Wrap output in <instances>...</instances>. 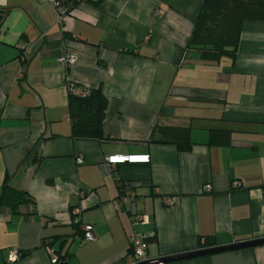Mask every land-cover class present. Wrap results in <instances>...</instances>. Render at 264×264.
I'll return each mask as SVG.
<instances>
[{
	"label": "crops",
	"instance_id": "0c3cea01",
	"mask_svg": "<svg viewBox=\"0 0 264 264\" xmlns=\"http://www.w3.org/2000/svg\"><path fill=\"white\" fill-rule=\"evenodd\" d=\"M59 1L62 24L45 0H0V193L33 201L0 207V264H50L45 239L64 264H129L132 232L149 260L264 239V22H244L235 56L211 62L189 47L204 0ZM62 79L106 97L100 139L72 137ZM159 128L186 131L189 150ZM215 131L226 145L209 144ZM109 156L149 160L104 171ZM127 191L137 200L122 206ZM168 264H264V245Z\"/></svg>",
	"mask_w": 264,
	"mask_h": 264
},
{
	"label": "trees",
	"instance_id": "16d2710c",
	"mask_svg": "<svg viewBox=\"0 0 264 264\" xmlns=\"http://www.w3.org/2000/svg\"><path fill=\"white\" fill-rule=\"evenodd\" d=\"M4 13L5 10L0 9V24ZM246 21L264 22V0H204L194 21L189 47L199 51L205 61L218 62L224 57L233 58L242 25ZM106 108L107 100L100 89L91 90L84 98L70 95L72 137L78 140L100 139ZM158 132L162 137L173 132L177 139V150L179 152L189 150L186 131L159 128ZM227 143L226 132L215 131L210 134V145L224 146ZM31 203L33 201L28 195L12 190L4 183L0 193V207L14 212L20 206ZM72 226L77 229V234L82 236L77 225ZM212 247L213 243L210 240H204V244L200 245L201 249ZM57 254L61 260L60 264H64L68 256Z\"/></svg>",
	"mask_w": 264,
	"mask_h": 264
},
{
	"label": "built area",
	"instance_id": "2783aa9c",
	"mask_svg": "<svg viewBox=\"0 0 264 264\" xmlns=\"http://www.w3.org/2000/svg\"><path fill=\"white\" fill-rule=\"evenodd\" d=\"M47 1L52 8L54 9L57 20L59 23H63L64 17L68 14V10L63 6V4L59 0H45ZM157 13H160L159 11ZM58 62L62 66H69L74 62V58L72 56H69L67 54L62 55L58 58ZM62 84L64 88L68 91L69 95L75 96V97H87L91 90L87 86L79 85L73 81H70L69 79H62ZM149 158L148 156H109L105 158V162L103 164V170L107 171L110 169V167H113L115 165L119 164H135V163H146L148 162ZM82 161L80 159L77 160V163H81ZM232 187L234 189H238L241 187V182L235 181L232 183ZM204 191L209 192L210 186L206 185L204 186ZM120 203L122 206H128L136 202L137 196L130 191L124 192L120 196ZM163 203L166 206H172L174 204L173 200L170 199H163ZM78 210H73L72 215L77 216ZM134 224H145L147 222V218L144 215H138L134 216ZM73 223L77 224L76 220H72ZM82 230V238L85 242H94L96 239L94 228L91 225H85L81 227ZM52 240L45 239L42 242V247L46 251V253L49 256L50 264H60L61 260L59 259V255L53 250L52 246ZM204 244V242H202ZM128 246L130 249V255H129V264H140L143 262L149 261L147 257L146 252V240L145 237L137 232H132L128 236ZM16 258V251H11L9 254V260H14ZM163 264V263H158Z\"/></svg>",
	"mask_w": 264,
	"mask_h": 264
},
{
	"label": "water",
	"instance_id": "95a60500",
	"mask_svg": "<svg viewBox=\"0 0 264 264\" xmlns=\"http://www.w3.org/2000/svg\"><path fill=\"white\" fill-rule=\"evenodd\" d=\"M260 245H264V239L253 240V241H248V242H241V243H236V244H232V245H228V246L201 249V250H198V251H195L192 253H188V254H183V255H178V256H173V257H167V258H160L158 260H149L147 262H143L140 264H158V263L168 264L171 262L180 261V260H184V259L203 257V256L213 255L216 253L233 251V250L244 249V248H251V247H256V246H260Z\"/></svg>",
	"mask_w": 264,
	"mask_h": 264
}]
</instances>
